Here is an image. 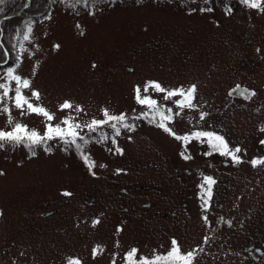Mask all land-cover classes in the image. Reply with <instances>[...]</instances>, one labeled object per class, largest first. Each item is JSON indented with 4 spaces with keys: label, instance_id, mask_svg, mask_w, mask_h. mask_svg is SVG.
<instances>
[{
    "label": "rangeland",
    "instance_id": "374dc122",
    "mask_svg": "<svg viewBox=\"0 0 264 264\" xmlns=\"http://www.w3.org/2000/svg\"><path fill=\"white\" fill-rule=\"evenodd\" d=\"M49 1L45 15L40 16V10L33 15L25 12L32 2L25 0L17 12L0 18L1 31L4 21L18 18L16 23L20 24L16 27L17 42L10 48L0 34L4 52L9 51L0 60V75L15 66L23 44L26 51L18 71L32 78L34 88L41 93L39 103L56 114V122L68 114L77 122H90L102 118L101 109L108 107L114 113L126 112L136 128L121 129L116 137L122 155L115 152L110 127L94 133L84 129L81 134L90 142L80 143L95 161L91 171L74 146L66 152L58 139L48 142L51 152H45L44 145L36 146V156L24 145L0 148V171L6 173L0 176V264H66L68 256L79 257L83 264H111L114 253L120 254L115 256L116 264H123V253L129 248L137 247L143 255H151L154 249L164 252L173 237L185 251L194 245L206 246L196 252L194 264H247L235 248L245 244L234 234L240 229L232 227L228 232L229 227L222 223L212 231V218L211 224L204 222L202 211H196L198 219L191 216L189 210L197 205L181 201L169 204L176 196L175 183L164 185L171 186L165 194L158 193L170 174L161 172L158 165L178 163L177 141L146 119H131L142 107L133 99V86L149 79L168 88L195 83V103L205 112L211 105L215 117H219L214 111L217 106L239 102L228 95L238 83L256 87L254 100L262 103L264 13L241 5L239 0H88L87 5L71 8L64 0ZM228 6L234 9L231 14H226ZM206 7L214 11L198 10ZM192 8L197 11L189 14ZM29 25L31 36L24 40ZM80 31L85 34L80 35ZM56 43L61 44L60 50L53 48ZM37 62V74L32 76ZM93 63L96 68L91 67ZM150 94L178 111L174 104L162 100V94ZM65 99L80 104L84 112H60L58 106ZM7 103L12 106V101ZM3 107L0 103V109ZM12 116L14 122L44 130L42 116H22L15 107ZM192 116L194 112L185 109L170 127L178 133L188 130ZM0 128L11 129L3 112ZM104 134L109 139L98 142ZM152 181L160 183L158 190L143 188ZM64 191L73 195L65 197L61 195ZM174 207L180 217L183 214L185 224L179 216H165L166 210ZM227 207L230 215H237L245 206ZM155 209L160 211L155 214ZM93 219L101 223L93 227ZM118 226L122 232L116 231ZM228 234L230 242L226 241ZM97 244L103 251L93 259L91 249Z\"/></svg>",
    "mask_w": 264,
    "mask_h": 264
},
{
    "label": "snow or ice",
    "instance_id": "6c2138e0",
    "mask_svg": "<svg viewBox=\"0 0 264 264\" xmlns=\"http://www.w3.org/2000/svg\"><path fill=\"white\" fill-rule=\"evenodd\" d=\"M0 2H2V0H0ZM64 2L71 8L80 3L87 5L88 0H64ZM239 3L249 9L264 13V0H239ZM198 10L201 12L214 11V9L210 7L200 8ZM194 11H197V9H190L189 14ZM233 11L234 9L232 7H226V14H231ZM76 27L80 29L81 25L77 24ZM31 32L32 28L31 25H29L27 31L23 34V39L29 40ZM79 34L84 35L85 33L80 31ZM3 47V44H0V48ZM61 47L60 43L53 45V48L56 50H60ZM25 51L26 49L23 47V44H21L20 55L17 56V63L15 66L7 67L3 74L0 75V103H4V107L0 109V112L7 114V123L11 125L10 130L0 128V148H3L5 144H10L13 147L24 145L31 151L32 156H36V146L44 145V151L51 152L48 142L58 139L63 141L65 145L64 151L66 152L70 147L74 146L80 158L91 171L96 166L95 161L91 160L90 154H86L82 144L80 143L83 142V145H87L90 142V139L86 138V136L81 133L84 129H87L88 133H94L103 127H110L114 133L111 138V142L115 145V152L122 155L123 149L119 147L116 137L121 134V129L135 131L136 128L135 123L129 122L130 118L128 114L126 112L114 113L108 107H103L101 109L102 118H92L90 122H77L76 118L71 114L63 116L62 119H59V122H56V114L49 111L46 107L39 103L41 100V93L38 89L34 88L32 78L26 77L18 71L21 66L22 55ZM256 51L259 53L260 49L257 48ZM4 55L7 57L9 55V51L5 50ZM3 63L7 64V59H5ZM38 66L39 62H37V65L34 66L31 74L32 76L37 74L36 68ZM91 67L96 68L97 65L93 63ZM150 92L162 94V100L164 102H171L174 104L178 111L174 112L172 107H167L165 103H161L157 99H154ZM197 93L198 85L195 83H191L187 87L180 85L172 88L165 87L160 81L154 79H149L142 84L137 83L133 86V99L137 105L142 107L139 114L131 117V119L133 121L141 119L148 120L150 124H154L164 133L168 134L176 141L181 142L183 148L185 149H187V146L193 140L200 141L202 143L206 142L211 151L206 152L205 155H211L213 152H216L222 156L230 157L233 163H243L240 153L244 150H242L239 146H230L225 136L216 131L197 129L180 134L170 127V124L174 122L175 117L180 115L185 109L194 110L198 108V104L195 103ZM234 93H239L248 100L257 95L254 89H242L239 84L235 85V87L229 91L228 95L232 96ZM9 100L12 101V106L8 105L7 101ZM12 107L19 110L20 115L22 116L25 114H36L38 116H42L46 121L44 130L41 132L36 128H29V126L25 123L14 122ZM145 108L146 110H144ZM58 110L60 112H64L65 110H74L77 114L84 112V109L80 104H75L69 99H65L62 103H60ZM133 111L135 112L136 110L133 109ZM207 115L208 113L200 111L199 119L204 120ZM260 131L264 132V128H261ZM107 139H109L108 135L104 134L98 142H103ZM129 139H131V137H129ZM260 143L264 144V140H261ZM180 155L185 160L192 159L191 155L186 154L185 151H181ZM250 164L253 167L264 166V157L253 158L250 161ZM100 167H105V165L101 164ZM120 171L122 170L117 169V172ZM5 174V172L0 171V176ZM92 175L95 176V172H92ZM215 183L216 181L212 176H203V182L199 185L203 193V195H201V199L203 201L202 207L205 209L211 206L213 185ZM61 195L71 197L73 193L70 191H64ZM0 215H2V212H0ZM202 219L205 223H209L206 215L203 216ZM91 223L92 226L95 227L99 225L101 221L99 219H93ZM228 224L231 226V221H228ZM116 231L122 232L123 228L118 226ZM204 240L207 242V237H205ZM116 246H120L119 241H117ZM197 250L198 248L188 251L183 250L179 241L173 237L170 241V247L164 252L154 249L151 255H143L140 254L139 248L131 247L123 253L122 259L123 264H194ZM102 251L103 248L101 245H95L91 249L92 258L96 259ZM117 255L120 254H113L111 264H116L115 256ZM66 264H83V261L79 257L68 256L66 258Z\"/></svg>",
    "mask_w": 264,
    "mask_h": 264
},
{
    "label": "flooded vegetation",
    "instance_id": "af4514ba",
    "mask_svg": "<svg viewBox=\"0 0 264 264\" xmlns=\"http://www.w3.org/2000/svg\"><path fill=\"white\" fill-rule=\"evenodd\" d=\"M238 84L241 85V88L254 89L258 93L257 88L248 85L247 82ZM231 98L237 99L239 102L229 103L230 106H224L225 108L217 106L214 111L219 117L213 115L211 105L207 107L206 113L209 117H205L204 122H200L196 118L204 109L198 103V108L191 110L195 116L189 120L190 127L188 130L181 131L180 134L197 129L216 131L225 136L230 146H239L244 150L240 153L243 163H233L230 157L222 156L216 152L205 155L206 152L211 151L206 142L193 140L185 149L181 142L177 141L178 163L171 167L158 165L162 169L161 172L170 173L166 175L169 180L162 182V191L158 193L165 194L171 186L168 185L166 188L164 185L175 183L176 196L171 198L169 204L178 205L181 201L183 205H200L201 210L197 206L189 210L191 216L198 219L197 213L202 211L201 214L206 215L211 224L213 219L212 231L222 223L229 227L226 230L228 232L232 231L230 230L232 227L240 229V233L235 232L234 234H238L239 242L243 239L245 244L241 247L240 245L233 246L246 258L247 264H264V166L253 167L250 164L253 158L264 157V144L260 143L261 140H264V132L260 131L261 128H264V100L262 103L254 100L255 97L248 100L239 93L233 94ZM181 151L191 155L192 159H183L180 155ZM203 176H212L216 181L213 185L211 206L207 209L202 207L201 195L203 193L199 187L203 182ZM160 186L159 182L152 181L148 185L145 184L143 188L156 191ZM150 204L149 202L148 205ZM236 204L245 206L242 208L243 213L231 214V216L227 212L229 209L227 206ZM159 211L160 209H155V214ZM189 211L185 210V213L189 215ZM178 214L179 209L174 207L166 210L165 216L171 215L177 219L178 216L180 217ZM227 214L232 219H236L235 223H232ZM182 217L183 214L178 219L182 224H185ZM228 221H231V226ZM228 236L231 235H226V241L230 242ZM236 243L238 244V242ZM194 248L203 250L206 249V246L194 245ZM202 250L197 251L200 253Z\"/></svg>",
    "mask_w": 264,
    "mask_h": 264
},
{
    "label": "trees",
    "instance_id": "16d2710c",
    "mask_svg": "<svg viewBox=\"0 0 264 264\" xmlns=\"http://www.w3.org/2000/svg\"><path fill=\"white\" fill-rule=\"evenodd\" d=\"M30 6L25 10V12H30V14H35L36 10H40V16L45 15L50 8V1L49 0H31ZM25 0H4L0 2V18L17 12L21 7ZM39 16V17H40ZM17 19L7 20L4 21L3 29L0 30V34H2V42L6 47L10 48L13 46L15 42H17L16 38V27L18 28ZM16 44V43H15ZM4 59V49L0 48V60Z\"/></svg>",
    "mask_w": 264,
    "mask_h": 264
},
{
    "label": "water",
    "instance_id": "95a60500",
    "mask_svg": "<svg viewBox=\"0 0 264 264\" xmlns=\"http://www.w3.org/2000/svg\"><path fill=\"white\" fill-rule=\"evenodd\" d=\"M1 20H3V19H1ZM234 94H236V93H234Z\"/></svg>",
    "mask_w": 264,
    "mask_h": 264
}]
</instances>
